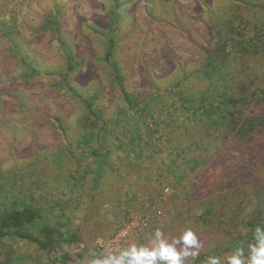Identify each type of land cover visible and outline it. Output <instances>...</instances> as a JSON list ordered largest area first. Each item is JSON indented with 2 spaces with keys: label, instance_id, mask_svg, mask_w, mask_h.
I'll use <instances>...</instances> for the list:
<instances>
[{
  "label": "rangeland",
  "instance_id": "obj_1",
  "mask_svg": "<svg viewBox=\"0 0 264 264\" xmlns=\"http://www.w3.org/2000/svg\"><path fill=\"white\" fill-rule=\"evenodd\" d=\"M224 1L229 0H131L122 8L120 16L127 30L121 47L118 41L122 37L116 35L115 56L121 60L125 90L153 94L151 103L164 96L177 102L184 87L189 91L205 87L204 82H186L176 69L180 65L181 70L184 67L195 74L202 68L207 51L214 48L215 21L225 23L229 18L230 12L225 18L220 13L229 10L233 0L227 5ZM240 1L237 13L247 21L242 32L247 40L252 34L251 47L258 33L252 28L255 18L249 15L252 10L244 0ZM54 3L64 6L58 32L40 28L45 13L56 10ZM110 4L109 0H0V19L4 21V28L0 27V174L30 188L35 180L28 172L35 170L39 190L21 194L18 201H35L50 224L75 232L87 258L103 257L133 244L150 246L157 228L169 243L192 229L202 255L224 245L229 237L221 228L222 200L227 203L229 194L220 191L225 187L233 191L235 206L243 200V211L236 208L239 215L253 211L255 203L249 204L243 195L264 188V132L254 133L247 142L238 140L230 128L195 121L197 112L187 120L180 116L170 120V125L157 126L159 132L153 134L164 142L161 146L148 151L150 143L143 135L144 142H136L131 151L128 137L131 132L133 136L139 133L137 121L128 114L127 120L121 118L126 124L122 127L114 118L122 101L102 56L106 45L102 32L107 31ZM7 31L40 74L29 79L25 76V66L11 50ZM58 35L65 37L77 61L69 74L70 84L82 95L95 96V105L104 113L99 123H105L106 136L117 130L122 139V145L105 143L109 153L104 151L107 157L102 163L93 152L77 145V133L82 127L93 128L95 118L65 89V80L58 75L67 63ZM144 39L151 45L144 44ZM230 73L234 84L245 82L260 96L251 83L259 81L264 89V51L255 54L249 49ZM191 76L194 79L195 75ZM202 76L200 72V79ZM171 108L165 106L160 114L152 115L162 120ZM180 110L176 108L179 114ZM250 111L264 114V100L252 105ZM109 118L115 119L113 129ZM143 120L144 134L155 127L152 121L156 119H146L149 127ZM49 150L64 154L61 164L49 160ZM83 156L88 157L85 162ZM15 197L11 193L0 202ZM210 207L212 213L202 216ZM225 221L234 227L232 217ZM1 243L0 260L9 256L14 264H51L33 244L20 239ZM228 256L215 257L225 263ZM208 257L205 255L200 264ZM242 259L247 264L249 259Z\"/></svg>",
  "mask_w": 264,
  "mask_h": 264
},
{
  "label": "trees",
  "instance_id": "obj_2",
  "mask_svg": "<svg viewBox=\"0 0 264 264\" xmlns=\"http://www.w3.org/2000/svg\"><path fill=\"white\" fill-rule=\"evenodd\" d=\"M109 1L111 4L108 11V27L107 31L102 32L106 43L102 56L103 62H105V65L111 71L112 81L117 85L120 92L119 98L122 101V106L118 107L114 118L118 119L117 123H121L122 127L126 126L121 119L123 117L127 120L130 115H134L135 119H133V121H137L135 130L139 133L133 136L131 132L128 137V145L131 147V151L134 150L136 142L144 140V138L141 140L143 135L145 136L146 142L150 143L146 145L148 151L152 150V147L161 146L164 142L160 143L159 138H156V135L153 133L159 132L162 123V126H164V124L170 125V120H177L180 116H184V119L187 120L188 117L197 112L199 113L197 117L201 116L202 119L199 118L198 120V118L195 117V121L201 122L200 120H202L203 123V120H206L207 124L212 127L219 125L230 128L234 130L236 139L238 140L247 142L251 140L250 137L254 133L264 132V114H256L252 111L248 112L252 105L264 100V89L260 87L259 81H253L251 85L260 90V96L256 95L254 94V89L252 88V90H250L249 85L245 82H241L242 84L240 85L234 84V78L231 77L232 73H230L240 61L241 56L246 55L249 49H252V52L255 54L264 51V0H244V3L252 10L249 15H253V18H255V24L252 28L258 31L255 39L256 43L253 46L250 47L252 34L249 35L250 40H247L242 32V28L248 27L247 21H243L242 17L244 16L241 13H237L240 9V7L237 6H240L242 2L240 0H233L232 4L227 7L229 10L226 11L222 9L224 12L220 13V15L225 18L230 12L233 17H231L229 13V18L226 20L227 22L223 23V21L218 22L217 20L214 23L216 29L214 31V48L207 51L204 62L202 63V68L199 69V71H195V74H192L191 70H185L184 67H182L181 70L180 65L176 69V73L186 80V82H188V80H196L206 83V86L200 88V90L196 89L197 91H189L187 90L188 87H184L180 92V96H178L177 102L168 100L167 97L164 96L151 103L149 102L154 98L153 94L145 96L125 90L123 81L126 77L122 74L119 66V61L121 60L115 56L118 50L116 35L122 37L121 40L118 41L121 47V41L127 30V26H125L121 20L120 11L122 8H125V6L130 5L131 0ZM229 1L227 3L224 2L227 5ZM54 5L56 6V10H49L44 15L43 23L40 26L43 30L59 31L58 27H60L62 23L61 16L63 15L62 13H64V6L55 3L53 6ZM236 22H238V24H236ZM3 25L4 21L0 19V27L4 28ZM6 27L5 25V28ZM5 36L8 38L11 50L25 66V76L29 79L34 75L40 74V70L36 68L31 58L21 52L19 43L13 39L11 33L7 31ZM58 38L60 40L62 52L67 58L65 71L58 72V75L65 80V83H63L65 89L78 99L87 109V112H89L88 114H91L95 118V126L93 128L82 127L79 133H77V145H83V148L86 147V150L93 152L96 161L102 163L105 161L104 158L107 157L104 151L108 152L105 143H109L112 146L115 144L122 145V139L117 130L114 134L106 136L105 123H99L104 113L102 109L95 105V96L82 95L75 89V86L70 84L69 74L73 66L77 64V61L75 60L73 52L66 45L67 41L65 37L58 35ZM133 40L137 42V40ZM144 44L149 46L151 42L144 39ZM229 47L231 48L229 49ZM200 72L203 74L201 79ZM191 75H195L194 79H192L193 77ZM165 106L172 108L169 112L164 113L162 120H160L159 117H155V114L152 115L153 112L160 114ZM176 108L181 109V114L176 112ZM146 112L149 115L145 118ZM149 116L156 119L152 121L155 127H150L151 131L143 134L141 131L143 124L142 120L145 118L143 122H146V127H149V122L147 123L146 121ZM114 118H109L108 122H112V129L115 121ZM157 126H159V128ZM111 132L112 131H110V133ZM156 141H158V143H156ZM139 149L143 151V148ZM48 153L49 160L55 162V164H61L64 160V154L60 151L52 152L49 150ZM66 153L74 156V153L70 149H66ZM87 158V156L81 157L84 162ZM256 163L261 162L256 161ZM28 173L31 175V178L35 180V184L30 186V188L23 187L17 179H4L0 174V198L9 197L11 193L12 196H16L13 198V201L8 203L0 202V243L8 239H20L33 244L39 252H42L50 260L49 262L51 264H89L90 258L84 255V249L81 245L82 242L75 232L64 231L61 227H58L56 223L50 224L45 218V211L35 201H18V198H23L21 194L27 195L31 190H39L38 183L40 181L38 179V174L35 170ZM77 175H80V173ZM220 192L229 194V201L227 203L222 200L225 206L222 208L224 220L221 221L223 222V226L221 227L223 233L226 234L225 237H229L224 245L215 247L211 251L196 257L193 264H200L205 255L223 256L226 253L231 255L234 254L238 248L243 252L242 258L250 259V246L257 243L254 235L255 229L257 227L264 228V188L255 191L253 194L251 193L249 196L248 194L243 195V197L249 199V204L255 203L252 209L253 211L250 214H243V216L236 212V208L240 212L243 211V200L235 206V203L231 200V193H233V191L230 192V189L225 187V190ZM249 204H245V208H249ZM212 209L211 207L207 208L202 216L205 217L211 214ZM228 217H232L233 221L235 218L237 219L234 221V227H230V224L226 223L225 218L227 219ZM207 219L208 218L205 220ZM1 245L5 249H11L6 243H1ZM0 264L14 263L11 257L5 256L0 260ZM220 264H228V262H220Z\"/></svg>",
  "mask_w": 264,
  "mask_h": 264
},
{
  "label": "clouds",
  "instance_id": "obj_3",
  "mask_svg": "<svg viewBox=\"0 0 264 264\" xmlns=\"http://www.w3.org/2000/svg\"><path fill=\"white\" fill-rule=\"evenodd\" d=\"M155 240L150 246L135 244L115 250L103 257H93L89 264H185L191 258L195 260L200 255V241L192 229L183 231L179 239H173L171 243L163 238V232L157 228L154 231ZM257 243L250 246V259L247 264H264V228L255 229ZM177 245H180L177 248ZM243 252L236 249L234 254L227 257L228 264H245L242 259ZM205 264H220L218 257L209 256Z\"/></svg>",
  "mask_w": 264,
  "mask_h": 264
}]
</instances>
